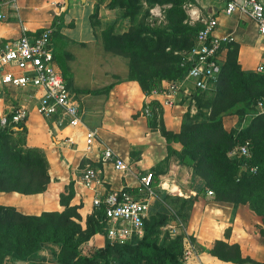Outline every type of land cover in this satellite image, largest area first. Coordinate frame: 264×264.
I'll return each mask as SVG.
<instances>
[{
  "label": "crops",
  "instance_id": "1",
  "mask_svg": "<svg viewBox=\"0 0 264 264\" xmlns=\"http://www.w3.org/2000/svg\"><path fill=\"white\" fill-rule=\"evenodd\" d=\"M201 1V6L192 8L184 22L191 25L215 15L218 25L214 35L226 38L219 51L221 64L225 62L229 49H236L237 63L241 69L255 71L261 53V40L254 21L238 11L226 14L223 0ZM108 2L102 0L98 4L97 19L101 25L109 20L110 13L115 10L107 6ZM96 4L97 0H69L68 6L65 0H0V13L4 15L0 19V37L17 38L23 30L39 31L47 26L54 28L52 43L55 65L78 101L83 123V127L59 128L52 119L39 116L35 109L36 102L29 108L26 106L29 111L24 125L26 147L42 150L50 180L46 189L38 193L0 191V205L13 206L25 215L61 211L63 207L59 203V195L66 191L72 181L74 196L70 205L77 206L79 214L85 218L93 213L91 201L94 193L131 190L148 172L154 176V168L163 159L167 144L160 129L178 132L186 112L197 109L193 102L199 89L195 87L194 78L184 77L177 82L180 88L173 96L172 105H165L164 96L159 93L167 85L166 82H161L157 88L145 94L136 81L128 79V58L107 50L102 38L103 29L92 23L91 15ZM152 4L149 0H140L141 6L157 15L159 10ZM203 9H206L204 15ZM130 21L129 17L121 16L122 29L113 30V33L127 31ZM110 84L112 87L105 91L104 88ZM213 89L214 84H209L204 90ZM149 103L157 106L156 120L159 122L156 126L143 113L144 105ZM254 111L264 112V101L256 104ZM243 116L241 126L231 124L224 128L229 131L245 127L251 115L248 112ZM86 128L96 129L98 133V140L89 151L85 150L83 139ZM105 145L122 158L126 169L115 170L110 162L102 160L100 150ZM87 167L98 171L100 183L94 189L85 188L81 181V174ZM152 183L154 186L159 184L154 180ZM198 209L202 217L197 227V237L203 245L198 258L202 264H233L203 252L215 240L237 244L242 257L252 259L253 264H264V235L256 237L250 234L251 221L243 206L233 207L213 200L208 204L203 202ZM221 214H225L224 218L228 216L227 223L223 224V227L229 228L227 235L224 234L225 228L219 227L216 221L217 217L223 218ZM59 249V244L45 243L41 250L26 258V264H44V257L55 254Z\"/></svg>",
  "mask_w": 264,
  "mask_h": 264
},
{
  "label": "trees",
  "instance_id": "2",
  "mask_svg": "<svg viewBox=\"0 0 264 264\" xmlns=\"http://www.w3.org/2000/svg\"><path fill=\"white\" fill-rule=\"evenodd\" d=\"M101 1L97 0L91 15L94 25V18L98 16V4ZM149 1L154 2L155 0ZM168 1L172 4L166 10L165 29L147 31L143 24H139L135 28L132 26L124 33L103 31L102 34L107 50L129 58L128 79L136 81L145 94L157 88L161 82H180L191 64L183 63L184 58L182 61L178 58L177 62L169 63L164 68L145 69L133 59V49L137 47L144 50L154 45L153 52H160L163 49L169 51V45L172 43L178 49L189 46L187 48L189 50L195 43V33L201 27L191 28L184 22L187 14L179 6L178 0ZM107 6L110 9L121 10V16L129 17L132 21L140 9V0H109ZM176 16H179V20L175 19ZM229 52H233L234 59L221 64L214 89L208 91L210 95L213 94L212 97L205 102L203 96H207L206 91L204 95H195L197 109L210 107L213 113L211 118L201 122H184L179 132L164 131V136L168 139L171 135L172 140L179 142L191 157L193 163L191 166L184 161L176 166L180 168L176 173L177 177L178 174L181 176L182 168H186L187 175L182 179L186 188L197 193L201 188L204 190L211 186L218 193L216 200L237 202L246 199L240 194L241 188H248L246 195L253 194L259 185H264V148L260 146L256 148L250 138L259 133H262L264 137V112L254 114L245 127L232 128L229 131L224 128L221 121L214 117V113L225 112L239 101L246 102V109L252 110L256 104L264 101V74L242 70L237 63L236 49L229 50ZM111 87L112 84L106 86L104 90L108 91ZM147 106L151 109L150 121L156 126L159 122L156 120L157 106H151L149 103L144 105V109ZM246 113L248 112L243 114ZM15 126L16 130H14ZM25 130L26 127L23 124L0 126V191L38 193L46 189L50 180L47 162L41 149L26 147L17 150L11 146L10 134L25 132ZM245 140L250 141L249 163L257 166L255 173L240 171V160L228 157V151ZM175 172L174 170L170 176H174ZM226 174L229 176H224ZM192 178L198 184L189 182ZM162 187L163 189L158 191L161 200L179 192L178 188L171 190L169 183H163ZM249 187L252 188L249 189ZM73 196V182L70 181L66 191L59 195V203L63 207L61 211H44L39 215H25L13 206L0 205V264H6L4 259L8 255H15L23 260L41 250L45 243L59 244L61 251H68L75 256L71 261L58 259L61 264H95L99 259H107L113 251L124 252L128 249H137L140 245L156 249L168 256L172 264H179L178 257L181 253L176 254L170 248L157 247L146 241L156 227L164 224V218L152 225L147 224L146 218L144 234L140 240L128 244L109 243L103 231V224L100 222L101 213L93 211L92 217L87 220V231H82L81 225L77 222L81 219L77 206L70 205ZM96 232L103 233L105 238L103 246L93 249L90 254H82L81 243ZM207 252L224 262L255 263L250 258L242 257L237 244H228L223 240H215Z\"/></svg>",
  "mask_w": 264,
  "mask_h": 264
},
{
  "label": "built area",
  "instance_id": "3",
  "mask_svg": "<svg viewBox=\"0 0 264 264\" xmlns=\"http://www.w3.org/2000/svg\"><path fill=\"white\" fill-rule=\"evenodd\" d=\"M16 0H7L15 2ZM223 11L232 14L238 11L249 17L256 24L261 40V53L255 67V72L264 74V0H223ZM4 15L0 13V19ZM218 18L210 15L203 20L202 26L195 33V43L186 52L183 63L191 64L185 78H194L197 89H207L214 84L221 68L219 51L223 41L214 35ZM54 28L47 26L39 31L23 32L17 38L0 37V91L33 90L36 95L35 109L39 116L52 119L57 127H83L81 110L78 101L72 96L66 78L55 65L52 35ZM180 86L176 82H168L159 90L164 96L163 103L172 105L173 96ZM143 113L151 114L147 106ZM29 116V111L22 105L13 112L8 122L7 118L0 120V126L12 123L23 124ZM85 150L89 151L98 140L96 129L86 128L84 132ZM250 141L236 144L228 151L229 158L239 159L240 171L255 173L257 166L249 163L251 157ZM100 156L103 161L110 162L115 170L126 169V164L109 146H102ZM153 174L148 172L140 178L134 189H120L105 194H95L92 197V208L101 213L100 222L109 243L128 244L140 240L144 234V221L148 216L151 199L155 194L152 183ZM85 188L94 189L100 183L98 171L87 167L81 174ZM212 191H207L211 194ZM179 264H202L193 242L185 236L183 249L178 257ZM194 264V263H193Z\"/></svg>",
  "mask_w": 264,
  "mask_h": 264
},
{
  "label": "rangeland",
  "instance_id": "4",
  "mask_svg": "<svg viewBox=\"0 0 264 264\" xmlns=\"http://www.w3.org/2000/svg\"><path fill=\"white\" fill-rule=\"evenodd\" d=\"M89 1L91 0H88V2ZM152 3H153L152 5H154V7H156L157 10H159L156 13L157 15L151 14L147 7L140 5L139 7L140 9L136 14L134 20L130 21L127 31H129V29L132 26H134L135 28L139 24H143L146 27L147 31H152V29L166 28V20H165L166 10L171 6L172 4L171 1L155 0ZM201 3H202L201 0H178L179 6L187 14V18L185 19L189 18L188 14H190L192 8L200 7ZM203 10H204L203 15H204V13H206V9ZM109 17H110L109 20L106 21L105 24L101 25L100 20H98L96 17L94 18V22L97 25V27L99 28L101 27L103 31H113V30L121 31L122 29V23H120L121 10L115 8V10H113L110 13ZM175 19L179 20V16H176ZM202 23L203 21H197L195 24H191V25L188 23L187 24L191 26V28H196L201 26ZM85 24L86 21L84 20V25ZM169 46H170L169 51L163 49L160 52L152 51L154 45H151L149 46V48L144 50L135 47L133 49V53H134L133 59L145 69L146 68L161 69L164 68L169 63L177 62L178 58L179 59L181 58L182 61L184 56L186 55V52L188 51L187 48H189L188 46L184 49H178V47L174 46L172 43ZM229 50L232 51V49ZM233 57H234L233 52H229L228 55H226L225 62L233 60L234 59ZM204 91L207 92V96L204 95L206 94ZM208 91L210 90L199 89L196 92V95L200 96L198 94H203L204 95L203 100L206 102V100L208 98H211L213 95V94L210 95ZM35 102H36V95L32 91H16L13 89L4 90L2 92V97L0 98V120L6 117L9 122L10 117L12 116L14 111H16L22 105H25L29 108ZM245 103L242 101L236 102L227 111L214 113V117H216L217 120L221 121L224 127L231 126V124L232 125L238 124L241 126V121L242 118L244 117L243 116L244 112L250 113L251 116L249 117V121L251 120L252 116L257 113V111H254L255 106L252 110H247ZM193 105L194 107H196V101L193 102ZM210 113H211L210 107L202 108V109L193 108V112H189V111L188 113L186 112L184 122L191 123V122H201L208 120L209 118H211V115H213V113L211 114ZM8 125H14V124L9 123ZM14 130H16V126L14 127ZM160 130L162 135H164V130L163 129ZM9 137H10L11 146L15 147L17 150L26 148V130L25 132H18V133L14 132L10 134ZM250 138L253 140L256 148H258L259 146L261 148H264V137H262V133H259L254 137H250ZM166 141L167 144L164 147L165 153L163 159L154 168V176L152 177V180H154V182L157 184L159 183L160 185L159 184L157 186L153 185L154 186L153 191L155 196L154 198L151 199L150 207L148 211V217H147L148 225H152L163 218H164V224L162 226L156 227L153 233L147 238L146 241L148 243L155 244L157 247L170 248L171 251H173L174 253L180 254L183 249V238L187 236L196 246L197 251L201 253L203 245L198 241L197 227L199 225V220L202 216L200 210L198 209V206H200L205 201L207 204L212 203L213 200H216L218 193L211 186L206 187V189L204 188V190L201 188V190L197 191V193H194L190 189H186L184 184L182 183V179L185 178V175H187L186 168H182L183 170L181 172V176L178 174L177 177L176 173L178 170H180V168L178 167L176 168V166L179 165L178 163H180L181 161H184L185 163H187V165L191 166L193 164L191 157L189 154H187V152L183 149L182 145L179 142L172 140L171 135L168 136V139H166ZM172 170L176 171L174 176H170L171 174H173ZM224 176L228 177L229 175L226 174ZM189 182L192 183L194 182L193 184H198L197 181H195V179L193 178ZM163 183H167V184L169 183V185L171 186L170 187L171 190H176V188H178L179 192L175 193L171 197L161 200L158 191H160V189H163L162 187ZM250 188L252 187H249V189ZM207 190H211L212 193L207 194ZM241 190L242 191L240 194L246 198L244 201H237V202L221 201V202L230 204L233 207L243 206L246 209L245 214L248 215L249 220L251 221L250 234L256 237L263 236L264 235V185H259L257 190H255L253 194L249 193L245 195V193L248 190V188L246 187L241 188ZM192 207L194 208L193 210ZM192 211H194V213H192ZM90 217H92V213L90 215H87L85 218L81 217L80 220H77V222H79V224L81 225L82 231H87L88 229L87 220ZM222 217L223 218L217 217L216 221L219 227L225 228L223 227L224 226L223 224L227 223L228 216L224 218L225 217L224 214ZM228 230L229 228H225L224 230L225 235H227ZM104 239L105 238L102 232H96L88 240L81 243L80 245L81 253L90 254L93 249L103 246L105 242ZM211 246L212 245H210L208 248H210ZM203 252L207 253L208 256L207 249L203 250ZM74 257L75 256H73L68 251H61V249H59L55 254L52 255L48 254L47 256H45L44 264H61L60 262H58V259L63 258L68 261H71L74 259ZM4 262L6 264H26V258L21 260L15 257V255H8L5 257ZM95 264H172V262L169 260L168 256H165L161 252L156 251V249L140 245L137 247V249H130V250L128 249V250H124V252L113 251L110 253L107 259H99L96 261ZM208 264H213V263H208ZM247 264H253V263H247Z\"/></svg>",
  "mask_w": 264,
  "mask_h": 264
},
{
  "label": "water",
  "instance_id": "5",
  "mask_svg": "<svg viewBox=\"0 0 264 264\" xmlns=\"http://www.w3.org/2000/svg\"><path fill=\"white\" fill-rule=\"evenodd\" d=\"M81 2H84L85 0H80ZM66 6H68L69 0H65ZM17 129V128H16Z\"/></svg>",
  "mask_w": 264,
  "mask_h": 264
}]
</instances>
